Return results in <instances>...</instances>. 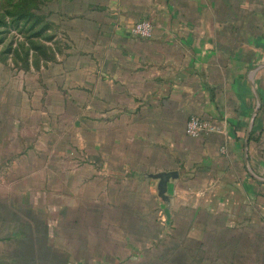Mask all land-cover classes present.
Returning a JSON list of instances; mask_svg holds the SVG:
<instances>
[{"label":"crops","instance_id":"obj_1","mask_svg":"<svg viewBox=\"0 0 264 264\" xmlns=\"http://www.w3.org/2000/svg\"><path fill=\"white\" fill-rule=\"evenodd\" d=\"M38 13L50 58L0 73V264H264V0ZM145 18L150 38L131 30ZM191 115L224 132L188 136ZM80 150L82 166L61 164ZM172 170L168 207L139 175ZM145 188L164 210L133 206Z\"/></svg>","mask_w":264,"mask_h":264},{"label":"rangeland","instance_id":"obj_2","mask_svg":"<svg viewBox=\"0 0 264 264\" xmlns=\"http://www.w3.org/2000/svg\"><path fill=\"white\" fill-rule=\"evenodd\" d=\"M23 1H27V4L32 2L31 0H0V24H3L5 17L8 18V20L10 19V21H8V26L0 25V73L2 75L3 69H6L8 72V69L11 68L12 79L20 78L19 71H17L16 68L25 67L30 69L32 67H36L42 64L41 56H44L43 61L45 63L50 58V45L47 43V39L50 38L51 34L46 30L45 34L41 35L39 39L33 38L35 37V32H37L36 28L33 27V24L35 22L34 13L36 12H28V14L25 15L26 17L24 18V21H20L19 19L20 11L18 10V6L20 3H23ZM27 18L28 25L25 27L24 23H26L25 20ZM45 20L46 17H44L43 19L44 26L46 27L49 23L45 22ZM18 109L19 106L12 107L11 111L14 112L13 114H9L11 116H14L16 114V110ZM60 159H62L61 164H65L66 166H68L67 164H72L71 166H82L86 161L83 150H80L74 157L67 156V153L61 154ZM147 174L148 172H141L139 178L145 181L147 180V178L152 179L147 177ZM126 191L130 192V189L128 187H125V192ZM156 191L157 195H159L158 185ZM145 194H148V190L146 188L144 189V196L142 197L143 200L139 201L138 203L134 202V207L139 206L141 211L146 213L149 212V210H155L157 213L159 210H164V208L161 209V205L158 202L152 203L151 201H148L149 199H147V196ZM108 205L109 210L111 209V205H113L112 210H115L114 202H109ZM126 205L129 206L130 204L124 203V207H126ZM46 215L47 217L51 216V211H47ZM157 217H159L158 214ZM128 220H124L125 224L127 223V221H135V219L131 218H129ZM140 222H143L144 225L140 226H142L144 230L148 229L147 225L148 222H150L149 218L145 220L142 219ZM156 222L164 221L162 219L157 218ZM165 223V226L162 223L165 228H173V220L169 219V221H166ZM141 254H144L143 251H141ZM130 257L132 258V256L124 254L122 260L123 262H121L120 264H126L125 262Z\"/></svg>","mask_w":264,"mask_h":264},{"label":"built area","instance_id":"obj_3","mask_svg":"<svg viewBox=\"0 0 264 264\" xmlns=\"http://www.w3.org/2000/svg\"><path fill=\"white\" fill-rule=\"evenodd\" d=\"M131 30L135 36L140 38H150L153 35L154 23L149 18H145L137 22ZM222 132H224V129L221 123L202 116L191 115L187 121L186 134L191 137L196 138L205 134Z\"/></svg>","mask_w":264,"mask_h":264},{"label":"trees","instance_id":"obj_4","mask_svg":"<svg viewBox=\"0 0 264 264\" xmlns=\"http://www.w3.org/2000/svg\"><path fill=\"white\" fill-rule=\"evenodd\" d=\"M31 1L32 2L29 4H27V1L26 2L23 1V3L19 4V6H18V10L20 11L19 19H20V21H24V18L26 17L25 15L28 14V12H32V11L36 12V13H34L35 22L33 24V27L36 28L37 32H35V37H33V38L38 39V37H41V35L45 34V32L47 30V26L45 27L44 23H43L44 17L38 13L41 4L45 3L46 0H31ZM8 21H10V19L8 20V18L5 17L3 24H0V25L8 26ZM25 21H26V23H24V25L26 27L28 25L27 24L28 18ZM11 23H12V21H11ZM42 23H43V25H42Z\"/></svg>","mask_w":264,"mask_h":264},{"label":"water","instance_id":"obj_5","mask_svg":"<svg viewBox=\"0 0 264 264\" xmlns=\"http://www.w3.org/2000/svg\"><path fill=\"white\" fill-rule=\"evenodd\" d=\"M179 171L172 170V171H162L153 174H147L146 176L149 178H153L158 180V191L159 196L161 197L162 201L165 205L169 207L170 204V197L168 194L169 190V183L177 178H179Z\"/></svg>","mask_w":264,"mask_h":264}]
</instances>
